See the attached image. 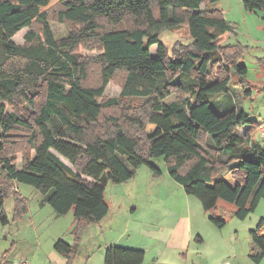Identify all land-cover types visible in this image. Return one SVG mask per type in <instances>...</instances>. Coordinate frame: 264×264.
<instances>
[{
  "label": "trees",
  "instance_id": "16d2710c",
  "mask_svg": "<svg viewBox=\"0 0 264 264\" xmlns=\"http://www.w3.org/2000/svg\"><path fill=\"white\" fill-rule=\"evenodd\" d=\"M207 1L213 6H204ZM219 1L0 0V177L7 182L0 183L2 225L9 224L8 197H15L17 215L26 210L13 182L37 189L58 216L73 212L78 228L100 223L110 211L108 182L125 183L143 165L158 175L152 162L158 158L204 211L218 209L220 200L233 204L241 220L256 211L264 199V147L251 135L256 123L232 102L221 112L211 105L213 96L231 91V72L245 95L252 94L243 61L247 47L227 44L234 26ZM55 2L53 16L72 26L60 39L50 26ZM242 2L249 12L264 10V0ZM35 23L40 33L29 32L26 45L16 44L14 36ZM183 26L192 42L178 41L169 51L161 32ZM81 46L101 53L87 59ZM95 64L99 76L92 83ZM119 73V96L105 99ZM7 105L19 109L8 112ZM21 141L29 152L19 168L12 147ZM209 220L218 228L227 223L220 215ZM250 237L258 249L250 257L262 264L263 217ZM54 248L69 261L75 253L62 240ZM144 258L142 249L113 245L104 263L142 264Z\"/></svg>",
  "mask_w": 264,
  "mask_h": 264
},
{
  "label": "rangeland",
  "instance_id": "374dc122",
  "mask_svg": "<svg viewBox=\"0 0 264 264\" xmlns=\"http://www.w3.org/2000/svg\"><path fill=\"white\" fill-rule=\"evenodd\" d=\"M55 5L56 2L49 9L52 16ZM204 6L212 7L213 4L207 1ZM217 6L234 26L227 44L247 47L243 61L248 68L246 79L252 94L245 95L238 77L231 72V91L224 96H213L211 105L221 112L232 102L246 111L256 123L252 138L264 147V10L249 12L242 0H222ZM50 26L57 39L66 37L72 28L69 23H61L54 16L50 19ZM29 32L39 34L40 25L35 23L22 29L14 36V42L26 45ZM160 40L169 51L178 41L185 44L192 42L186 26L162 31ZM156 52L157 45H153L151 54ZM79 53L87 59H94L101 51L81 46ZM218 71L220 69L216 67L214 73ZM98 76L99 66L95 64L89 79L95 83ZM122 80L123 75L119 73L109 82L105 99L119 96ZM175 98V95L169 96L165 102L171 103ZM18 109L7 105L8 112ZM24 138L22 136L18 140ZM12 151L17 166L21 168L29 149L21 141L12 147ZM60 158L71 166L62 156ZM152 162L160 170L158 175L152 168L143 165L125 183L108 182L105 199L110 211L102 225L85 223L78 228L73 212L58 216L37 189L13 182L11 190H17L25 199L26 210L17 215L15 197L6 199L4 209L9 224L0 223V264H90V255L93 264H104L108 241H111L108 245L119 243L125 248L142 247L139 248L145 251L142 264H255L250 253L258 249L251 241L250 230L264 218V199L245 220L235 217L233 212L236 207L223 200L218 202V209L206 212L201 201L185 193L171 177L163 158L153 159ZM0 183L7 184L4 176L0 177ZM213 215L222 216L226 225L223 228L215 226L209 220ZM177 238L182 243L179 249L173 246ZM58 240L74 247L75 253L70 261L55 250Z\"/></svg>",
  "mask_w": 264,
  "mask_h": 264
},
{
  "label": "crops",
  "instance_id": "0c3cea01",
  "mask_svg": "<svg viewBox=\"0 0 264 264\" xmlns=\"http://www.w3.org/2000/svg\"><path fill=\"white\" fill-rule=\"evenodd\" d=\"M219 2H222V0H220ZM218 2V3H219ZM245 8V7H244ZM246 131V128H243L240 132H241V134H243L244 132ZM251 133H252V131H251ZM135 210V209H134ZM106 219V218H105ZM104 221V220H103ZM103 221H101L100 223H99V225H102V223H103ZM109 242H111V241H108L107 242V245H106V247H105V250L108 248V247H110V246H120V244L119 243H112L111 245H108V244H110ZM100 247H101V245H99ZM98 246V247H99ZM173 246L175 247V248H180L181 246H182V243H181V240L180 239H175L174 241H173ZM123 247V246H122ZM129 248V247H128ZM139 248H142V247H132L131 249H139ZM105 250H104V254H105ZM92 256L90 255V264H93L92 262H91V258ZM105 264V263H104Z\"/></svg>",
  "mask_w": 264,
  "mask_h": 264
}]
</instances>
